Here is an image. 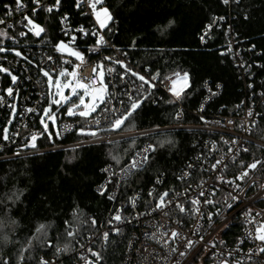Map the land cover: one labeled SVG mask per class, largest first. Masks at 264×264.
<instances>
[{"label":"trees","instance_id":"1","mask_svg":"<svg viewBox=\"0 0 264 264\" xmlns=\"http://www.w3.org/2000/svg\"><path fill=\"white\" fill-rule=\"evenodd\" d=\"M21 2L26 7L16 10L15 0H0V19L14 20L12 29L1 30L7 35L0 36V47L8 51L0 53L2 56H16L12 52L18 50L29 62L39 60L43 54H54L55 45L67 41L60 25L65 16L74 27L87 30L94 25L90 15L77 9L75 0H61L58 11L55 0H40V8L33 0ZM103 6L109 8L113 17L105 33L132 66L151 75L159 72L161 79L176 72L188 74L190 87L182 97L187 111L185 124H200L194 113L206 96L205 83L212 88L220 84L222 94L210 104L208 112L235 115L245 104L255 102L262 115L252 137L264 144V105L258 98L259 92L264 94V0H230L227 5L223 0H104ZM49 7L52 12L47 11ZM9 10L13 15H8ZM26 16L44 27L40 37L28 32L27 21H18ZM221 17L225 22L218 21L213 26ZM210 26L212 31L203 41L201 37ZM230 27L236 55L228 51ZM22 30L27 33L24 37L20 36ZM93 44V39L79 37L76 48L87 54L88 46ZM168 101L163 98L157 103H143L122 132L180 124L175 119L176 107ZM205 138L202 131H169L109 145L0 161V220L6 222L0 232V264L4 260L18 264L21 249L28 247L30 240L32 247L23 253L24 264H39L41 258L55 264H74L72 254L77 242L97 234L101 225L116 213L118 204L127 203L139 191L145 197L152 187L181 189L183 184L178 178L188 162L200 153ZM76 140L78 137L72 135L63 143ZM144 143L157 150L142 171L122 184L118 201L113 203L107 193L99 194L96 189L104 181L103 169L111 166L120 170ZM246 148L248 151L243 150L231 166V174L241 169V163L247 166L254 160L264 161V148L253 144ZM253 172L264 179V165ZM157 179L162 183L158 184ZM40 225L45 229L37 233ZM70 229L75 232L74 237L67 235ZM5 234L8 242L4 241ZM34 236L36 239L32 240ZM129 238V228L110 238L103 249V264H123ZM66 246L68 251L55 253L56 247Z\"/></svg>","mask_w":264,"mask_h":264},{"label":"built area","instance_id":"2","mask_svg":"<svg viewBox=\"0 0 264 264\" xmlns=\"http://www.w3.org/2000/svg\"><path fill=\"white\" fill-rule=\"evenodd\" d=\"M40 7L39 4L38 8ZM80 8L93 18L87 0L81 3ZM18 21L24 22L27 20L20 19ZM218 21L224 23L225 19L216 20L213 26H216ZM93 23L92 28L84 30L89 33L97 31L103 35L106 41L104 46L95 43L97 36L91 34L84 36L78 32L77 29L81 27L72 26L69 17L67 20L60 19L61 32L67 40L65 43L73 49L79 50L76 48L79 37L83 40L88 38L94 40V44L88 46L87 50L97 48L98 51H88L85 54L82 50H79L84 53L86 58V63L79 69V75L84 78H91L93 76L92 68L102 63L106 72L105 83L109 86L111 94L108 106L123 111L119 102L123 99L125 105H127V97L124 93L130 92L135 97L136 92L133 89H140L141 82L131 76L130 73H125L121 65L113 63V61H123L132 70L146 77H150L151 74L132 66L125 54L118 51L110 42L105 29H99L94 20ZM213 26H210L204 33L203 41L207 39ZM13 27L14 20L5 21L4 24H0V32L1 30L8 31ZM21 32L25 31L22 30ZM228 34L231 41L228 51L236 55L233 42L235 36L232 34L231 27ZM72 36L76 37L74 44L71 42ZM16 51L18 50H14L12 53L15 54ZM22 56H25V54L22 53ZM105 57H111L112 59L106 60ZM65 61H68V63H65ZM73 63L79 64L80 62L57 50L54 54H43L39 60L30 62L12 54L0 55V67L7 68L18 78L17 83L13 85L11 77L0 72V97L3 98L0 100V161L81 147L109 145L169 131H202L206 133V138L200 147V153L194 157L193 161L188 162L178 178L179 183L183 184L181 189L173 191L167 188L152 187L145 197L142 191H139L134 193L127 203L118 204L115 210L116 213L112 214L101 225L97 234L89 237L90 239H81L77 242L72 254L74 264H86L85 259H81V257L94 261L95 264H103L105 243L110 238L121 235L127 228L130 229V238L123 264H221L222 261H227L228 264H238V262L239 264H264V253L259 252V248L264 247V245L248 235V232L254 234L259 223H264V179L257 177L253 170H249V176L243 182L237 181L241 185L242 192H235L231 185L222 184L218 180L220 176H223L225 180H232L241 171L248 170L247 166H244L235 175L230 173L231 166L236 163L240 153L247 145L253 144L264 148L263 143L252 137V132L261 118V116L255 115V113H259L255 102L245 104L235 115L222 116L214 112L209 113L210 104L219 98L223 88L220 84L212 88L206 82L204 85L206 96L202 100L198 112L194 113L200 124H185L187 111L182 99L176 100L171 95L168 90L171 81L160 78V80L153 82L156 84L155 89H150L147 85L140 89L142 94L148 95V99L144 103L146 101L157 103V101H162L163 98L174 101L171 104L176 107V115L180 113L179 119H176L175 115L176 121L180 124L137 132H113L110 129L109 122L100 115L99 110L93 114V117L85 120L79 117H69L63 107L56 108L52 105V111L57 116L58 128L54 130L53 124L48 121L49 132H53L51 139H49L48 134L43 131L40 120L44 118L43 111L46 106L51 103L52 93L47 85V78L43 76L39 68L58 74L62 69L73 70ZM239 64L245 66L241 62ZM107 68H113L115 72L107 74ZM32 69H34V73ZM120 76H123L124 79L121 80ZM172 78L175 79L176 77L172 76ZM28 84L29 88L26 86ZM98 84L99 81L97 80ZM23 86L27 89L23 90ZM9 87L14 89L13 96L7 94V88ZM258 98L261 105H264L263 91L259 92ZM201 107H203V111H201ZM28 109H34V111L29 112ZM249 110L254 112L251 118L247 115ZM114 115L109 114V120L113 119ZM95 117H99L101 120L99 126L92 123ZM82 128L83 132L96 130L100 138L82 134ZM4 129H8V140L3 139ZM57 131L60 133L59 137L55 135ZM34 134L38 138H42L36 142L37 146L32 148L31 136ZM72 135L78 137V140L63 143ZM41 143H45L46 147H41ZM148 145L151 144L144 143L138 148L127 164L120 170L115 171L111 166H106L104 169L108 168L110 171H103L104 181L97 187L96 191L100 194L101 186H104L106 188L104 194L107 193L108 198L113 197L109 200L116 203L122 190V184L134 173L142 171L146 167L145 165L138 169H132L130 173L125 171L134 157L138 159L136 154L142 153ZM13 149L17 151L13 154L6 153V151ZM16 153H19V155H16ZM152 153L148 154L149 157ZM218 160L222 163L213 170L212 166ZM113 173L115 174L113 175ZM186 173L187 175H185ZM165 191L169 192L167 199L171 201V204L164 210L152 211L159 202V196ZM201 191L205 193V196L199 195ZM150 192L152 193L151 196L149 195ZM212 193H215V195H212ZM229 193L239 197V202H234V207L231 210L227 209L223 203H219L226 198L229 199V202H232ZM205 197L217 201L216 207L204 204ZM193 199L201 201L199 205L201 215L191 210L195 207L191 204ZM133 200L135 201V207L132 205ZM177 204L182 205L186 211L181 213L179 208L176 207ZM249 208L252 210L251 217L246 215V210ZM217 210H221L220 216H213L212 220L209 221L208 214ZM118 211H120L123 218L121 221L113 219ZM256 213L261 215L257 216ZM252 218L255 219L256 223H249ZM116 229H119L118 233ZM172 231L180 233V236L175 240L171 237ZM105 232L109 233L107 241L103 239ZM153 236H155V239L152 238ZM201 237H203V241H201ZM188 240L194 242L191 250L185 247ZM241 241L244 242L241 243ZM213 243L216 245L214 248L211 246ZM173 248L177 250L173 252ZM88 249H91L92 252H98L102 259L96 260V257L92 256ZM181 251L186 252V256H181Z\"/></svg>","mask_w":264,"mask_h":264},{"label":"snow or ice","instance_id":"3","mask_svg":"<svg viewBox=\"0 0 264 264\" xmlns=\"http://www.w3.org/2000/svg\"><path fill=\"white\" fill-rule=\"evenodd\" d=\"M34 3L39 4L40 0H33ZM84 0H76V7L77 9L80 8L81 3H83ZM230 2V0H223V3L227 5ZM238 2V0H237ZM16 4V10H19L23 7H26L21 0H15ZM61 4V0H55V6L57 11L59 10V6ZM87 5L92 11V15L95 18V22L98 26L99 29H105L109 26V24L112 22L113 17L112 14L109 10L108 7L103 6L104 5V0H87ZM7 8L8 6L5 5ZM52 8L49 7L47 8L48 12H52ZM34 14V13H33ZM8 15H12V10H9ZM25 20H27V25H25L28 28V32L32 33L35 37H40L42 33L45 32L44 27L40 26L39 24L35 23L32 19L29 17H24ZM68 17L65 16L64 20H67ZM220 19H223L222 17ZM5 21L3 19H0V24H4ZM78 32L82 33L84 36H88L89 34L93 36H97L96 44L100 46H104L106 44L105 37L101 34H99L97 31H92L91 33L86 32L82 27L77 29ZM7 33L5 32H0V36H6ZM21 36L27 35L25 32L20 33ZM203 40V37H201ZM76 41V37L72 36L71 37V42L74 44ZM55 48L58 52L61 53H67L69 56H72L75 58V61H79L80 63H73V70L69 71L67 69H62L59 71L58 74H54L52 72H49L48 70L44 68H39V71L43 74L44 77L47 78V85L50 90L54 89V94L51 96V104L56 106V107H62L65 104H70L69 107L66 108V114L69 117L73 116H78L80 118H83L85 120H88V118L93 117V114L97 113L99 110V113L103 118L109 122L110 124V129L111 130H120L126 122L130 121L131 118L134 117V114L137 113V111L141 108L142 104L144 103L145 100L148 99L147 94H142L140 89H143L144 85H147L148 88L150 89H155L156 84L153 83L154 81L160 80V73L157 72L154 75H151L150 77H146L134 70H132L127 64H125L123 61H113V63H118L121 65V67L124 69L125 73H130L131 76L135 77L141 82L140 89H133V91L136 92V96L134 97L130 92H125L124 95L127 97V105H125V100L121 99L120 100V105L123 108V111H120L116 108L109 107L108 105L110 104L111 100V94L109 91V86L105 83V76L106 72L104 69V65L102 63L95 65L92 68L93 76L91 78H84L79 75V69L83 64L86 63V58L84 53H82L79 50H75L71 48L68 44H66L64 41H60L57 45H55ZM5 51L4 48L0 47V52ZM88 51H98L97 48H92L89 49ZM15 55L17 57H21L24 60H28L26 56H22V53L20 51H16ZM51 59V57H49ZM106 60H111V57H105ZM30 62V61H29ZM65 63H68V61H65ZM107 74H112L115 72V69L113 68H107ZM0 72L6 73L11 77V82L13 85L17 83V76L13 75L7 68L0 67ZM174 76L176 77L173 79L171 76L165 77V79L171 81L170 86L168 87V90L170 91L171 95L175 97L176 100H180L183 97L184 92L188 87H190L189 84V76L187 73H184L181 75L179 72L174 73ZM120 79L123 80L124 77L120 76ZM97 80L99 81V84L97 85ZM69 89L70 90V95H65V90ZM13 91L14 89L12 87L7 88V94L9 96H13ZM72 97H75L76 99L73 100ZM3 98L0 97V100ZM174 101L169 100L168 103H173ZM104 106V107H101ZM27 111L33 112L34 109H28ZM201 111H203V107H201ZM109 114H115L114 118L109 120ZM248 117H253L254 112L253 110H249L247 113ZM255 115L260 116L262 115L261 113H255ZM43 117L40 120L41 125L43 126V131L44 133L48 134V138L51 139L52 133L49 132V123L48 121H51V123L54 125L57 120V116L53 113L52 108L49 107L43 111ZM180 118V113H177L176 119ZM92 123L95 125L99 126L101 123V120L99 117H95L92 120ZM4 135L3 139L8 140V129L3 130ZM81 133L84 134L83 128L81 129ZM88 135H91L92 137L95 138H100L98 132H89L87 133ZM57 137H59L60 133L57 131L55 133ZM38 139L37 135H32L31 136V147L35 148L36 141ZM171 143V141H168ZM236 143V141H234ZM160 147H163V143L160 144ZM157 149L153 147L152 145H148L145 147L142 151V153H137L136 157L133 158L131 163L128 165V168L125 170L126 172L130 173L132 169H138L141 168L149 163V153L150 152H155ZM245 152L248 151L247 148L243 149ZM16 155H19V153H16ZM117 163H120V159L117 157H114ZM234 162V161H233ZM222 161L218 160L216 161V164L212 166L213 170L216 169V166L221 164ZM259 165H264V161L260 160H254L252 163L247 165L248 170L241 171V173L235 177V179L232 180H225L223 176L218 177V180L222 184H227L231 185L233 187V191L235 192H242L241 185L237 183V181L243 182L246 177L249 176V170H255ZM191 167V165H189ZM226 167V166H225ZM241 167L243 168L244 165L241 163ZM103 171L108 172L110 169L106 168L103 169ZM115 173H113L114 175ZM187 175V173L185 174ZM183 179V177H181ZM111 182V181H109ZM157 183H162L161 180L157 179ZM202 187V185H201ZM101 195L104 194L106 191V188L104 186H101ZM149 195L151 196L152 193L150 192ZM200 196H205V193L201 191L199 193ZM212 195H215V193H212ZM169 192L165 191L159 196V202L158 204L155 205V207L152 209V211L156 210H164L166 207H168L171 204V201L168 200ZM230 200L232 202H229V199H224L223 201L219 203H223L224 206L231 210L234 207V202L238 203L239 202V197L236 195H232L229 193ZM19 197H17L18 199ZM109 199H113V197H109ZM204 204L206 205H212L214 208L217 205V201L213 199H209L205 197ZM191 204L195 207H193L191 210L198 214L201 215L200 212V207L199 205L201 204V201L198 199H193L191 201ZM133 207H135V201L133 200L132 202ZM177 208H179L180 212L183 213L186 211V209L180 205H176ZM122 211V210H120ZM120 211L117 212V214L113 217L114 220L116 221H121L123 218L120 214ZM221 210H217L213 213L208 214V220L211 221L213 216H220ZM246 215L248 217L252 216V210L249 208L246 210ZM257 216L261 215L260 213H256ZM226 218V217H225ZM130 222V221H128ZM11 223H15V221H11ZM93 224H95V220L92 221ZM249 223H256L255 219L252 218L249 220ZM6 222L3 220H0V232L3 231V228L5 226ZM227 227V225H225ZM45 229L44 225H40L36 231L37 233L43 232ZM117 233L119 232V229H116ZM67 235L70 237L75 236V232L72 231L71 229L67 232ZM248 235L252 237L255 240H258L261 242L262 245H264V223H259L257 227L255 228V232H248ZM180 236V233L177 231H172L171 232V237L173 240L178 238ZM4 241L8 242L9 238L5 234L4 235ZM155 239V236L152 237ZM32 240H35L36 237H32ZM90 239V238H89ZM103 239L107 241L109 239V233L105 232L103 234ZM187 239V238H185ZM201 241H203V237L200 238ZM244 241H241L243 243ZM194 242L191 240H188L185 247L188 250H191L193 247ZM167 246V245H165ZM213 248L216 246L214 243L211 245ZM32 247L31 240L28 242V247L21 249V254L18 257V264H24V256L23 253L27 252L29 248ZM49 247H52V245H49ZM177 249L173 248L172 251L175 252ZM68 251L67 246L63 249L56 247L55 248V253L58 255L61 252H66ZM89 252H91V255L96 257V260L102 259L100 254L98 252H92L91 249H88ZM260 253H264V247L259 248ZM186 252L181 251L180 255L181 256H186ZM81 259H85L86 264H95L94 261L87 260L85 257H81ZM3 264H10L8 260H4ZM39 264H55L54 261L50 262L48 260H45L43 258L40 259ZM221 264H228L227 261H222ZM239 264V262H238Z\"/></svg>","mask_w":264,"mask_h":264},{"label":"rangeland","instance_id":"4","mask_svg":"<svg viewBox=\"0 0 264 264\" xmlns=\"http://www.w3.org/2000/svg\"><path fill=\"white\" fill-rule=\"evenodd\" d=\"M93 20H94V22H95V18H94V16H93ZM96 23V22H95ZM97 25V24H96ZM106 29V28H105ZM72 48V47H71ZM8 51H7V49H5V51H3V52H0V53H2V54H5V53H7ZM62 54H65V55H68L66 52L65 53H62ZM69 56V55H68ZM72 57V56H71ZM74 58V57H73ZM75 59V58H74ZM189 84H190V80H189ZM189 88V87H188ZM187 88V89H188ZM186 89V90H187ZM69 89H66L65 90V94L67 93V91H68ZM50 92L52 93V94H54V89H52V90H50ZM185 93V92H184ZM67 95H70V93H68ZM72 99L73 100H75L76 98L75 97H72ZM70 106V104H65V105H63L62 107L66 110V108L67 107H69ZM49 107H51L52 108V110H53V107H52V104L50 103L48 106H46V108L45 109H47V108H49ZM56 107V106H55ZM62 107H56V108H62ZM73 117H78V116H73ZM80 118V117H79ZM124 127V126H123ZM122 127V128H123ZM57 128H58V122H57V120H56V123L53 125V129L54 130H57ZM120 129V130H111V131H113V132H122V130L123 129ZM93 131H95V132H97L96 130H91V131H86V132H84V135H87V136H91V135H88L87 133H89V132H93ZM51 133H53L52 131H51Z\"/></svg>","mask_w":264,"mask_h":264},{"label":"water","instance_id":"5","mask_svg":"<svg viewBox=\"0 0 264 264\" xmlns=\"http://www.w3.org/2000/svg\"><path fill=\"white\" fill-rule=\"evenodd\" d=\"M68 92H70V90H68L67 93H66L65 95H67ZM41 138H42V137H39V138L37 139V141H38L39 139H41ZM37 141H36V142H37Z\"/></svg>","mask_w":264,"mask_h":264}]
</instances>
